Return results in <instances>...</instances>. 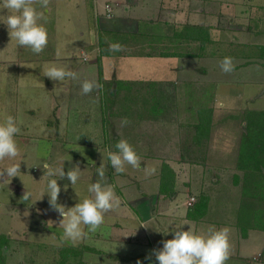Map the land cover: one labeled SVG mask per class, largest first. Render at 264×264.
Wrapping results in <instances>:
<instances>
[{
	"label": "crops",
	"instance_id": "1",
	"mask_svg": "<svg viewBox=\"0 0 264 264\" xmlns=\"http://www.w3.org/2000/svg\"><path fill=\"white\" fill-rule=\"evenodd\" d=\"M107 4L112 7L110 15ZM44 14L46 19L41 23L48 32V44L39 54L11 40L7 26L0 22V65L8 69L0 84V122L11 115L20 128L15 137L19 155L15 160H0V172L12 163H20V176H0V234L9 238L4 247L5 264H61V249L68 244L84 246L81 257L85 264H159L153 250L162 248L163 242L173 238L174 231L182 226L184 230L191 226L199 233L227 227L230 254L225 264H264V167L263 173H257L261 183L254 184L237 167L239 147L231 151L227 141L210 139L209 153L215 155L214 181L207 179L205 171L196 175L197 180L206 179L203 187L209 196L208 208L201 217H191L199 198L190 203L186 189L189 184L183 181L186 177L180 181L169 158L176 146L180 149L172 140L177 128L170 124V117L162 120L158 115L168 110L192 118L200 107H208L214 121H224L242 109L248 93L239 86L254 81L252 75L264 71V0H50ZM3 15H7L6 9L0 11V19L5 18ZM61 31L70 37L78 33L82 38V45L75 50L86 47V58L77 57L78 64L71 57L73 49L63 47ZM110 43H119L123 51L110 52ZM10 45L26 48L27 57L22 51L21 60L14 59ZM226 56L234 65L228 73L220 66ZM39 59L43 65L34 78L20 69ZM63 60L69 63L65 68L76 72L78 79L60 82L44 76L47 64L54 61L61 65ZM15 63L22 67H12ZM84 79L95 81L99 87L83 94ZM11 80L17 84L7 85ZM120 81L123 86L136 85L137 90L150 87L154 92L150 104L144 105L149 116L140 119L135 113L139 116L136 120L128 119L126 110L116 118L121 122L127 119L123 126L127 134L120 132V139L133 136L140 158L139 168L126 165L123 173H117L107 159V153L116 151V147L71 143L68 148L69 141L86 136V131H77L83 121L98 127V122L104 120L92 109L101 108L100 102L105 95L117 92ZM106 84L114 85L112 92ZM163 87L172 95L170 107L156 103L155 89ZM175 102L178 109L172 111ZM129 105L124 103L127 108ZM132 112L131 107L128 114ZM149 131L157 139L149 145H138ZM190 141L198 146L194 139ZM162 157L177 176L169 192L160 189ZM228 157L232 173L223 180L219 159ZM45 162L53 169L64 166L65 173L79 167L76 185L73 187L66 176L45 175ZM102 163L105 183L112 187L119 203L105 213V222L97 231L89 232L83 226V239L75 244L65 242L59 227L62 217L49 204L48 181L58 179L61 192L57 202L74 207L92 196L88 186L97 181V168ZM25 185L32 193L28 202L21 199ZM195 185L200 187L198 181ZM69 260L73 262L75 257Z\"/></svg>",
	"mask_w": 264,
	"mask_h": 264
},
{
	"label": "clouds",
	"instance_id": "2",
	"mask_svg": "<svg viewBox=\"0 0 264 264\" xmlns=\"http://www.w3.org/2000/svg\"><path fill=\"white\" fill-rule=\"evenodd\" d=\"M49 2L50 0H0V11L7 10V15H3L5 18L0 19V22L7 26L11 40L15 39L19 46L30 48L33 53H41L48 44V32L41 21L46 19L44 10L49 8ZM108 50L110 52L123 51V46L119 43H110ZM220 66L225 73L233 71L232 58L224 57ZM43 74L53 81L63 82L66 78L78 79L76 72L55 64L47 66ZM98 87L95 81L89 79H84L81 83L83 94H89ZM127 123L125 118L122 124ZM19 132L20 128L13 116L9 115L3 122H0V160L5 158L15 160L19 155L15 139ZM115 147L116 151L107 153V159L117 173H123L126 165H131L133 168L140 167V158L126 139H120ZM42 167L46 170L45 175L48 177L65 178L66 176L73 187L80 176L79 167H71L67 173H65L64 166L53 169L45 162ZM19 173L20 163H12L0 172V176L6 175L12 178L20 176ZM97 176V181L88 186V192L92 196L85 197L71 208H66L57 202L61 186L58 179H49L46 193L50 197V207L62 217L59 227L63 229L61 237L63 241L75 244L83 239L86 236L83 226H87L89 232L97 231L105 222V213L119 203L112 187L105 183L104 163L97 168ZM66 188L67 185H65ZM21 199L23 202L32 199V193L27 187ZM152 254L159 264H225L230 254L229 229L227 227L209 228L207 233H199L191 226L187 230H184L182 226L174 231L173 238L165 240L163 247L153 250ZM138 264H142V261H138Z\"/></svg>",
	"mask_w": 264,
	"mask_h": 264
},
{
	"label": "rangeland",
	"instance_id": "3",
	"mask_svg": "<svg viewBox=\"0 0 264 264\" xmlns=\"http://www.w3.org/2000/svg\"><path fill=\"white\" fill-rule=\"evenodd\" d=\"M58 35L59 33L56 32L55 38H57ZM59 36H60V39L63 40L62 42L63 47H67L70 50L73 49L72 52L74 54H72L71 57L75 63L77 64L79 63V60H77L78 59L77 57H80V55H81V58L83 59L86 58L85 57L86 54L84 55V51H86L87 49L86 47L82 46L81 49L75 50V48H79V46L82 45V38L78 35V33L74 37L73 36L70 37L69 34L61 31ZM5 46L7 45L5 44ZM3 49H6V48H3ZM10 51L14 52L12 56H14V59L18 61L21 60L22 51H24L25 53L24 58L27 57L26 48H21V47L10 45ZM35 59H38V58L35 57ZM40 59L43 60L44 58L42 57ZM40 59L38 61L35 60V62H33L32 64H24L23 68H20V69L25 70L26 71L25 74H29L32 78H34L36 76V72L37 74H40L41 72L40 68H41V65H43V61L39 63L41 61ZM19 63H15L12 67H15V68L22 67V65L20 66ZM53 64L56 65L57 62L54 63L53 61V63H49L47 64V66L53 65ZM57 66L68 67L69 63L63 60L61 65L57 64ZM0 67H3L2 68L3 70H0V84H1V78L6 75V72H8V69L4 68L3 64L0 65ZM15 71H18V70L15 69ZM252 76L256 78L254 81L246 82L242 86L241 85L239 86V88H242L244 92L245 93L247 92L248 94L247 95L245 94V97L243 98L244 101H243L242 109L240 108L239 110H237L236 115L234 117L231 118L228 115L227 117L224 118L225 119L224 121H219V120L214 121L213 112H212L209 138H206V136L204 135L200 137L198 136V134L196 135L197 127L200 121L201 107L196 112V115L193 116L192 118L185 117L183 112L169 113V111L167 110V111H160L158 113L159 116L163 117L162 120H164L166 117L167 118L170 117L171 119L170 118L169 119L170 121H172L170 124L176 126L177 128V130L173 131L175 134L173 135L174 139L172 140H174L176 143L179 144L180 149H178L176 146V150L174 154H172L171 152L169 158L171 160V163L173 164V167L177 168L178 170V174H179L178 176H179L180 181L181 179H183V177H186L185 178L186 180H183L189 184V186L186 189L187 191H189V194L191 197L194 195L195 199L199 198L201 195L206 194L205 192L206 189L203 187V185L206 184V179H203L204 181H200L196 179V175L201 174V170L203 171V173L204 171L208 173V175L206 176H207V179L210 180L211 183L214 181L212 160L214 159L215 155H214V152H211V154L209 153L210 152V150L208 149L209 140L210 139H220L222 141L223 139L227 141L228 148L231 151L235 149L237 146L240 148V144L242 140H244L243 136L247 133V130H248L247 126L250 120L249 118L250 115L248 112V110L250 109L249 107H254V108L264 107V71L254 73ZM41 80L44 81V79H41ZM15 84L17 83H15L12 80L11 82L7 81V85L9 86L11 85L13 86ZM123 85L124 84L120 81L117 92L115 93L114 91V93H111L110 95H105V98H104L105 100L103 101L104 103L100 102V104L98 105L101 108L92 109L94 111L93 113L96 112V114H98L99 117H101L102 119L104 118L102 122H98V127L93 126V125L91 126L86 125V123L83 121L82 125L78 127L77 131L78 132L81 131V134H82V131L83 132L86 131L87 134H85L86 136L83 137L85 139H83L82 137H81L82 139H72L71 142L70 141L68 142L69 144L68 148H70L71 143H75L77 145L78 144H91V145L94 144L96 147H99V146L115 147L116 143L122 137L119 133L122 132V134H125V135L127 134L126 127H123L124 124H122L121 119L116 120V118H119V117L121 118L124 111L126 110L127 111L125 113V116H128V119L132 118L133 120H136L139 116H136L135 113L140 115V119L146 118L145 116H149V113L147 112V110H144V105L150 104V97L153 98L154 96L153 90H151L150 87L146 89L144 86L140 87V89L137 90L136 85L135 86L133 85L123 86ZM104 86L105 88L110 89L111 92L114 89L113 84H106ZM158 91L159 89L158 90L155 89L156 103H158V105H163L164 107H166L167 105H169L170 107V104H169L170 99L173 100L171 93L164 87L163 89H160L159 91L161 95L159 94ZM30 93L31 91L27 92V94H30ZM153 100L154 99H152L151 102ZM128 102H130V105L127 108L126 106H124V103H128ZM138 105H139V111H137ZM131 107L133 109V112L131 114H128ZM172 107H171L172 111H175L176 109H178L177 104L173 105ZM250 112L252 116L256 114L255 111L250 110ZM0 113H1V110H0ZM221 115L223 116L224 113H222ZM53 129H54L53 127L52 129L50 128L51 132L50 131L48 132L52 133ZM153 131H157V133L159 132V130H153ZM150 132L151 131H149L148 134H146L140 139L141 143L138 145H142V144L149 145V143H151L152 140L157 139V136H154L153 134L150 135ZM197 138L201 140H200V143H197L198 146L194 147V143L191 144L190 139H197ZM123 139H126L134 147V149L137 150L136 148L137 140L133 136L129 137L128 139L123 136ZM220 152L222 154L224 150L221 149ZM262 154H264V152H262ZM164 162L169 163L168 161L165 160V158L162 161V165ZM219 162L221 164L218 165V170H220L223 173L222 179L226 180L228 177H230L228 175L232 173L231 167L229 166V163H231V159H229V157L226 159L222 158V159H219ZM29 170H32V167L29 168ZM217 175L221 176V174H217ZM195 181H198V183L200 184V187H196ZM263 182H264V179H263ZM257 215L258 214H256V217L260 219V216H257ZM77 260L78 258H75L73 262H70L68 264H74L76 263Z\"/></svg>",
	"mask_w": 264,
	"mask_h": 264
},
{
	"label": "trees",
	"instance_id": "4",
	"mask_svg": "<svg viewBox=\"0 0 264 264\" xmlns=\"http://www.w3.org/2000/svg\"><path fill=\"white\" fill-rule=\"evenodd\" d=\"M250 110L252 109L248 110L250 115V120L247 126L248 130L243 136L244 140H242L240 144L237 167L244 171L245 178L248 179L250 177L254 184H259V182L261 183V178L257 175V173L259 171L263 173L262 170L264 167V154H262V152H264V110H252L256 112L254 116L250 114ZM211 117V108H201L200 121L197 127L196 135L198 134L199 137L202 135L206 136V138L210 137ZM194 140L196 143H200L201 139L197 138ZM161 175L160 189L162 191L167 190V192L173 190L175 186L176 173L169 163H163ZM262 194L263 198L264 193ZM208 203L209 196L206 194L201 195L194 206L193 211L190 212V216L195 218L201 217L207 211ZM261 213H264V207L261 209ZM8 242L9 238L5 234H0V264H5L4 247L8 245ZM83 249L84 246L75 247L70 244L64 246L60 253L61 264L70 263L69 258L71 257L78 258L74 264H85V261L81 257Z\"/></svg>",
	"mask_w": 264,
	"mask_h": 264
},
{
	"label": "built area",
	"instance_id": "5",
	"mask_svg": "<svg viewBox=\"0 0 264 264\" xmlns=\"http://www.w3.org/2000/svg\"><path fill=\"white\" fill-rule=\"evenodd\" d=\"M107 10H108V14L110 15V12L112 11V7H111L110 4H107ZM193 200H195V197L194 196L191 197L190 203H192Z\"/></svg>",
	"mask_w": 264,
	"mask_h": 264
}]
</instances>
